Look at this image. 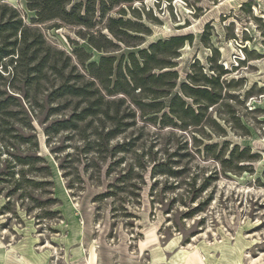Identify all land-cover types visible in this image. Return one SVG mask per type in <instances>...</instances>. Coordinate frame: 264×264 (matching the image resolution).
<instances>
[{"label": "rangeland", "instance_id": "obj_1", "mask_svg": "<svg viewBox=\"0 0 264 264\" xmlns=\"http://www.w3.org/2000/svg\"><path fill=\"white\" fill-rule=\"evenodd\" d=\"M0 2L18 8L28 23L34 16L25 0ZM135 7L139 18L132 14ZM110 17L141 21L150 34L142 43L124 35L119 48L98 50L81 35L93 31L83 27L60 21L39 27L48 44L75 62L73 49L83 48L88 62L114 56L115 67L153 42L186 36L173 59L179 75L175 93L197 60L208 69L214 46L227 77L235 80L222 104L209 109L225 132L210 126L159 132L139 119L110 143L134 138L128 153H117L124 161L116 166L78 132L52 130L72 109L53 112L63 102L47 99L52 76L41 86L46 92L23 81L13 88L12 72L0 66L2 87L19 99L11 107L14 116L0 121V264H264V0H138L109 12L100 25L106 37ZM214 143L227 148L225 158L236 146L254 156L224 170L206 155L205 145ZM150 149L160 159L179 162L175 168L182 177H151L153 162L142 172L136 154L144 152L146 162ZM17 157L31 162L22 165ZM131 164L143 179L132 175L117 182Z\"/></svg>", "mask_w": 264, "mask_h": 264}, {"label": "trees", "instance_id": "obj_2", "mask_svg": "<svg viewBox=\"0 0 264 264\" xmlns=\"http://www.w3.org/2000/svg\"><path fill=\"white\" fill-rule=\"evenodd\" d=\"M25 1L26 8L34 12V16L29 18L30 23L24 20L18 8L0 2V66L5 71L10 70L9 75L12 72L9 87L15 88L16 82L23 81L27 88H33L35 92L47 91L48 101L63 102L55 107L53 112H59L71 105L69 116L57 120L52 126L53 131L78 132L83 140L88 141L87 145H91L90 148L97 151V155L102 156L101 154L106 152L114 158L112 164L116 166L124 161L123 158L116 159L117 153H128L134 138L117 142L112 147L110 143L138 125L139 119L159 132L166 129L185 131L190 128L200 132L206 126H210L212 131H224L220 119L212 117L209 109L222 104L235 80L234 78L229 80L227 77L229 70H225L223 65L219 64V53L214 46H210L213 55L209 59L208 69L197 60L180 87L181 91L175 93L179 75L173 59L179 57V50L185 41L189 40L186 36H172L168 40L153 42L149 48L141 49L138 54L129 53L125 66L120 62L115 67L114 56H103L99 61L88 62L90 54L83 48L73 49L78 58L75 62L70 53L48 44L39 27L40 24L52 21L83 27L93 31L81 35L88 38L89 44L98 50H105L110 46L119 48L118 41L126 43L124 35L142 43L145 36L150 34V29L141 21L110 17L109 24L105 26L111 34L109 37L102 34L100 28L110 11L138 0ZM132 14L136 18L141 17L136 7L132 9ZM121 15H126L125 7L121 9ZM129 31L136 35H129ZM209 35L203 36L202 39L207 40ZM99 38L103 39L104 43H99ZM244 51L246 58H249L247 49ZM82 52L86 58H81ZM241 62L244 63V60ZM50 76L55 81L51 88L44 91L41 86ZM3 79L5 80V76L0 72V121L5 124L14 116L16 111L11 107L18 104L19 99L15 95H9L2 87ZM229 96L232 94L229 93ZM69 98L75 101L69 103L71 100ZM84 121L87 124L82 128L81 124ZM193 138L196 140L195 135ZM218 145L219 143L206 144V155L218 160L224 166V170L228 168L229 163H238L247 156H254L250 155L248 147L240 151L239 146H236L232 150L229 149V156L225 158L227 148L219 150ZM151 149L146 162H143L142 158L144 152L136 154L135 160L142 172L148 163L153 162L151 177H182L184 172L175 168V164L179 162L160 159ZM172 155H178V152ZM17 160L22 165L31 162L28 158L22 157H17ZM133 165L129 166L128 172L119 176L117 182L135 178L132 175L143 179V173L134 172ZM205 186L206 184L201 189Z\"/></svg>", "mask_w": 264, "mask_h": 264}]
</instances>
